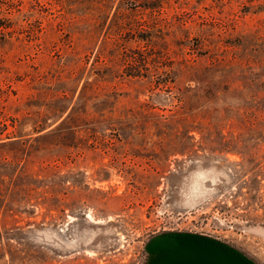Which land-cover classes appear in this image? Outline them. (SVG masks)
Returning a JSON list of instances; mask_svg holds the SVG:
<instances>
[{"label":"rangeland","instance_id":"1","mask_svg":"<svg viewBox=\"0 0 264 264\" xmlns=\"http://www.w3.org/2000/svg\"><path fill=\"white\" fill-rule=\"evenodd\" d=\"M103 1L0 0V264H153L164 236L264 264V0ZM135 20L147 77L112 44Z\"/></svg>","mask_w":264,"mask_h":264},{"label":"water","instance_id":"2","mask_svg":"<svg viewBox=\"0 0 264 264\" xmlns=\"http://www.w3.org/2000/svg\"><path fill=\"white\" fill-rule=\"evenodd\" d=\"M154 247L165 250L153 264H252L218 243L191 236H164Z\"/></svg>","mask_w":264,"mask_h":264},{"label":"trees","instance_id":"3","mask_svg":"<svg viewBox=\"0 0 264 264\" xmlns=\"http://www.w3.org/2000/svg\"><path fill=\"white\" fill-rule=\"evenodd\" d=\"M125 0H121V3H124ZM131 2H133V0H130ZM111 2V0H104L103 3L101 2V6L96 7L95 12L93 13V15L96 16V19L101 18L103 15L106 14V8L108 7L109 3ZM136 1H134L135 3ZM103 4V5H102ZM105 6V7H102ZM143 7L145 9H151V11L154 10L155 5L153 4L152 1H144V5ZM105 8V9H103ZM127 8H122L121 5L118 6L115 15L116 17H125V16H129L127 15ZM126 21V20H125ZM136 23H131V25L128 27V29L125 30L126 28V23L125 22H121V25H119V30L117 32V34H115L113 37V42L112 44L115 46L116 49H118V47L120 46V42L122 39H125V32L130 33V35L132 36H136L143 40L146 41V48L143 49V47L138 46V48H135L131 53H125L124 54V62H125V68H126V72L129 76H150L152 69L158 67L159 65V58L160 55H157L155 53L153 45L150 44V42L152 41V33H153V25H151L150 22L145 21L144 23H146L148 25L147 28H141L142 23H140V20H135ZM136 27L134 28L133 26ZM135 30V33H132V31ZM138 33V34H137ZM117 35V37H116Z\"/></svg>","mask_w":264,"mask_h":264}]
</instances>
